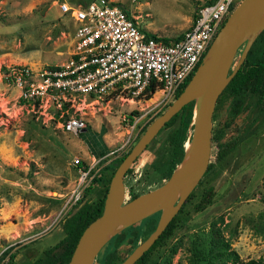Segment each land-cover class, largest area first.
Listing matches in <instances>:
<instances>
[{"label":"rangeland","instance_id":"374dc122","mask_svg":"<svg viewBox=\"0 0 264 264\" xmlns=\"http://www.w3.org/2000/svg\"><path fill=\"white\" fill-rule=\"evenodd\" d=\"M86 1L0 0V248L28 237L29 242L23 245L22 241L14 249L17 264H26L31 254L30 261L34 260L64 236L61 222L75 207L62 211L77 176L72 160L92 162L126 142L104 160L96 173L100 176L84 194V201L96 200L114 159L136 141L137 126L157 113L150 110L154 96L125 92L101 96L56 93L35 104L23 100L8 79L7 72L17 66L37 71L66 62L74 50L73 23L60 12L58 3L74 6ZM113 1L134 16L146 33L173 39L192 23L194 10L206 0ZM227 106V99L219 103L213 128H222L221 142L235 137L240 142L186 197L173 234L150 252V264H229L225 250H232L242 261L264 253V119L247 117V110L223 128ZM132 111L137 114L131 115ZM68 116L80 117L85 127L77 134L62 131L60 123ZM134 120L138 121L130 129ZM154 149L150 143L130 165L123 178L125 197L128 186L142 193L163 182L149 165ZM206 190L213 196L197 209ZM103 247L93 264H100ZM117 249L124 258L132 246L124 240Z\"/></svg>","mask_w":264,"mask_h":264},{"label":"built area","instance_id":"2783aa9c","mask_svg":"<svg viewBox=\"0 0 264 264\" xmlns=\"http://www.w3.org/2000/svg\"><path fill=\"white\" fill-rule=\"evenodd\" d=\"M238 2L204 1L194 12L192 23L175 40L146 33L138 27L136 18L113 0H88L74 6L59 2L60 12L73 23L71 56L61 65H47L37 71L17 66L7 76L21 98L32 103L56 93L101 96L125 92L135 97L154 96L150 110L158 112L189 80ZM84 127L83 120L76 116H68L60 123L62 131L70 134ZM125 144L92 162L72 160L77 176L63 203V212L78 203L85 188L100 176L96 173L104 160Z\"/></svg>","mask_w":264,"mask_h":264},{"label":"water","instance_id":"95a60500","mask_svg":"<svg viewBox=\"0 0 264 264\" xmlns=\"http://www.w3.org/2000/svg\"><path fill=\"white\" fill-rule=\"evenodd\" d=\"M263 29L264 0H239L181 92L146 126L114 169L101 213L83 228L66 264H93L97 253L114 233L159 211L153 230L118 264H133L153 244L206 170L216 99ZM189 101L194 102L192 127L182 160L161 184L127 200L123 184L126 170L159 129Z\"/></svg>","mask_w":264,"mask_h":264},{"label":"trees","instance_id":"16d2710c","mask_svg":"<svg viewBox=\"0 0 264 264\" xmlns=\"http://www.w3.org/2000/svg\"><path fill=\"white\" fill-rule=\"evenodd\" d=\"M194 12L192 14V17L194 15ZM179 36L180 34L173 39H164L175 40ZM240 50L241 46L237 50L235 58L238 57ZM183 86L184 84L176 91L175 96H177L181 92ZM223 99L228 100L227 115L222 123L223 128L229 126L241 112L247 110V117L250 118L255 116L256 118L258 116L264 119V29L256 35L242 63L239 65L235 73L231 76V78L217 97L212 114V120L219 103ZM34 103L38 104V101H35ZM193 103V101H189L188 103L183 105L175 114H173L171 118L159 129L157 134L150 142L151 144H154L155 149L153 159L149 162V165L157 172L160 179H167L171 171L182 160V157L184 155V144L189 139L192 127L191 121L193 115ZM64 106L65 104H63V108H65ZM166 106L159 110L149 120H147V122L138 131L136 138L139 137L146 126L153 120V118L159 115L166 108ZM130 114L134 116L137 114V112L132 111ZM132 119L133 118H131V120ZM221 130L222 128L214 129L212 125L210 138L211 157L208 161L206 170L204 171L203 175L211 168H213L216 163L220 165L221 162L224 161L236 149L240 142L239 137L221 142ZM130 148L131 146L123 154H121V156L114 159L112 163V169L106 176V183L100 193V196L96 200L84 201V194H86L91 189L92 183L98 178H94L91 184H89L85 188L83 196L75 205L74 209L70 213H68L61 222L62 229L64 230V236L56 244L42 251V254L35 261L36 264L67 263L74 245L83 228L101 213L109 179L120 160L125 156ZM130 170L131 168H128L126 170L125 176L128 174V172H130ZM200 180L197 184L200 183ZM192 192L193 190L188 194L187 198L192 194ZM126 194L127 200H129L140 193L135 192L132 187L128 186ZM212 196L213 193L211 190L204 191L200 200L196 203V208H202L211 200ZM180 210L181 207L167 223L164 230L153 242V244L133 264H150V252L155 248L161 247L173 234L174 229L176 228ZM158 216L159 211L139 221L138 225L142 224V228L133 227L132 225L128 228L120 229L119 231L114 233L109 238L106 245L103 247L104 249L101 257L99 258V263L118 264L119 262H121L123 258L121 257L117 246L121 242L126 240L128 245L132 246V248L135 247L153 230ZM224 253L226 259L229 261V264H264V253L257 259H249L246 261L240 260L237 254L232 250H225ZM210 264L213 263L210 262ZM222 264L227 263L224 262Z\"/></svg>","mask_w":264,"mask_h":264},{"label":"flooded vegetation","instance_id":"af4514ba","mask_svg":"<svg viewBox=\"0 0 264 264\" xmlns=\"http://www.w3.org/2000/svg\"><path fill=\"white\" fill-rule=\"evenodd\" d=\"M150 119V118H149ZM147 119V120H149ZM147 120H144L142 123H140L137 128L138 131L142 128V126L147 122ZM138 133V132H137ZM21 240V241H19ZM23 241V245L26 242H29L30 240L28 239V237H24V238H18L17 241H13L11 243L6 244L4 247L0 248V264H17L16 263V252L14 253V249L16 247H18L19 245L22 244ZM12 256V257H11ZM32 257L31 255H27V259H26V264H36V259L39 257H36L34 260L30 261V258ZM14 259L15 262H11Z\"/></svg>","mask_w":264,"mask_h":264}]
</instances>
